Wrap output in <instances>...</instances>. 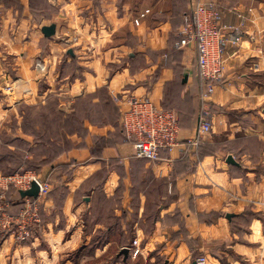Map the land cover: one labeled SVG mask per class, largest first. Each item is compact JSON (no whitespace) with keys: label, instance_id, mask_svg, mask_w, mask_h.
Listing matches in <instances>:
<instances>
[{"label":"crops","instance_id":"obj_1","mask_svg":"<svg viewBox=\"0 0 264 264\" xmlns=\"http://www.w3.org/2000/svg\"><path fill=\"white\" fill-rule=\"evenodd\" d=\"M209 3L229 28L225 71L214 82L212 131L195 148L197 47L176 45L186 16ZM131 97L181 120L180 144L155 162L136 158L122 130ZM24 106L86 113L71 156L49 161L45 133L17 134ZM15 142L29 145L23 164L44 151L33 166L51 192L30 240L0 231V264H264V0H0V168ZM6 193L0 218L22 206Z\"/></svg>","mask_w":264,"mask_h":264},{"label":"built area","instance_id":"obj_2","mask_svg":"<svg viewBox=\"0 0 264 264\" xmlns=\"http://www.w3.org/2000/svg\"><path fill=\"white\" fill-rule=\"evenodd\" d=\"M222 18V12L216 4H197L186 16L180 31V42L176 45L178 48L191 44L197 47L198 77L202 88L201 106L197 133L189 141L190 146L195 148L212 131L211 98L215 91L214 82L220 80L225 71L221 44L229 28L222 26ZM35 67L42 73L46 70L45 63L40 60ZM127 103L122 125L127 138L132 142L136 158L155 162L163 152L172 151L180 144L181 128L174 110L158 107L149 98L143 97H131ZM33 183L39 187V197L24 198L18 213L3 214L0 218V229L4 233H11L18 243L30 240L33 227L40 223V202L50 194L51 185L31 171L14 176L0 175V197L11 188L18 193L28 191ZM131 252L133 258L140 255L141 248L137 241H134ZM196 264H208V260L201 256Z\"/></svg>","mask_w":264,"mask_h":264},{"label":"rangeland","instance_id":"obj_3","mask_svg":"<svg viewBox=\"0 0 264 264\" xmlns=\"http://www.w3.org/2000/svg\"><path fill=\"white\" fill-rule=\"evenodd\" d=\"M8 90L13 91V87H7ZM49 105L47 107L53 108V106L56 107V101L50 100ZM88 102L83 103L81 106H79L80 109H84L85 107L88 108ZM44 109V110H43ZM40 108V107H30V106H24L23 109L21 108L20 112V126L18 128L17 134H33L34 140H37L40 136V131L45 133V136H48L50 141L53 142L54 146H57L60 148L59 150H55L54 147L48 144V149L46 153L50 156L49 161L52 158V155H66L65 158L71 156L76 149L72 142H70V136H72L74 133L78 134H85L84 128H82L79 125L80 120L82 118L86 117V113H77L79 114L76 117H73V113L70 112H59V115L61 116L62 120L57 122L55 112H51L50 109L47 108ZM61 113V114H60ZM48 125L46 126V124ZM16 123H13L15 125ZM37 131V133H36ZM39 131V133H38ZM33 132V133H31ZM44 136V135H43ZM44 138V137H43ZM1 143L2 145H8L9 143V135L7 133L2 134L1 136ZM15 147H17V152L13 156V159H10V156H7L5 160H8V162L4 163L0 168V175L2 176H14L17 174H21L24 172H35L36 170L33 165H35V162L39 163L41 160L42 155H44V151L39 150L38 148L34 150L35 159H33L32 164L30 162L24 163L23 154L28 153L29 145L25 144L23 142H15ZM3 147V146H2ZM25 152V153H24ZM0 154L5 156V152L0 151ZM70 154V155H69ZM53 160V159H52ZM46 163V161L42 162ZM38 174V173H37ZM39 175V174H38ZM10 190V189H9ZM24 203V200L22 204ZM22 207V206H21ZM41 213V212H40ZM3 214H7L6 212H3ZM9 214V213H8ZM11 214V213H10ZM1 232H3L0 229ZM198 259V258H197Z\"/></svg>","mask_w":264,"mask_h":264},{"label":"water","instance_id":"obj_4","mask_svg":"<svg viewBox=\"0 0 264 264\" xmlns=\"http://www.w3.org/2000/svg\"><path fill=\"white\" fill-rule=\"evenodd\" d=\"M42 33L44 34V36L46 38H51L56 34V25H50V26H46L42 28ZM228 163L232 164L234 163V160L232 157H229L227 160ZM21 197L24 198H33V199H37L39 197V187L36 183L32 184V187L30 190L28 191H21L20 192ZM130 254V250L128 248H124L120 255H123L125 258V261L128 259Z\"/></svg>","mask_w":264,"mask_h":264},{"label":"trees","instance_id":"obj_5","mask_svg":"<svg viewBox=\"0 0 264 264\" xmlns=\"http://www.w3.org/2000/svg\"><path fill=\"white\" fill-rule=\"evenodd\" d=\"M184 24V23H183ZM179 35L177 36V38H178V40L180 41V39H181V37H180V32L178 33ZM199 82L201 83V81L199 80ZM199 82H197L198 84H199ZM200 87H201V85H200ZM166 109H168V108H166ZM44 110V109H43ZM51 110V112H55V110L54 109H50ZM177 113V112H176ZM55 116H56V120H57V122H59L60 123V121L62 120V118H61V116L59 115V114H57L56 112H55ZM177 117H178V121H179V125H180V128L182 127V124H181V120H180V118H179V116H178V114H177ZM48 125V123L46 124V126ZM122 130H123V132H124V134H125V131H124V129H123V127H122ZM87 132V131H86ZM36 133H37V131H36ZM38 133H39V131H38ZM39 134H42L41 133V131H40V133ZM126 135V134H125ZM43 138V137H42ZM44 138H45V140H47V144H49V145H51L52 147H54V149L55 150H59L60 148H58L57 146H54L53 145V142L52 141H50V139L48 138V136H44ZM43 138V139H44ZM58 156V154H56V155H52V158L50 159V160H52V159H55V157H57ZM9 193H15V194H17V196H18V199L21 201V202H23V198L21 197V195H20V193H18L15 189H10L9 191H7V193L5 194V195H7V194H9ZM133 244V243H132ZM131 244V245H132Z\"/></svg>","mask_w":264,"mask_h":264}]
</instances>
